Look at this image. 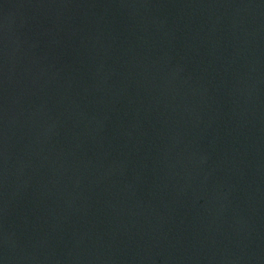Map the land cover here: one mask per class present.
Masks as SVG:
<instances>
[{
	"label": "water",
	"instance_id": "obj_1",
	"mask_svg": "<svg viewBox=\"0 0 264 264\" xmlns=\"http://www.w3.org/2000/svg\"><path fill=\"white\" fill-rule=\"evenodd\" d=\"M0 264H264V0H0Z\"/></svg>",
	"mask_w": 264,
	"mask_h": 264
}]
</instances>
